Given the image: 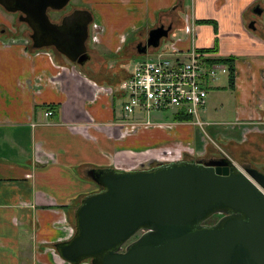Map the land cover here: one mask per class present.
<instances>
[{"label":"crops","instance_id":"crops-1","mask_svg":"<svg viewBox=\"0 0 264 264\" xmlns=\"http://www.w3.org/2000/svg\"><path fill=\"white\" fill-rule=\"evenodd\" d=\"M0 9L22 23L20 13ZM74 10L92 16L86 41L92 63L130 61L132 46L137 55L150 57L163 52L184 57L193 48L213 49L205 53L212 61L232 60V82L229 74L214 81L230 92L233 121L229 128L213 125L208 133L212 138L231 133L227 147L261 153L253 145L259 134L241 139L249 132L247 121L256 119L253 131L264 128V0H75L66 15ZM64 16L49 19L59 23ZM5 20L0 13V264H68L53 246L72 237L80 200L98 191L87 170L121 169L117 158L127 157L137 141L128 143L133 137L124 135L135 131L124 121L138 122L140 113L124 117L116 106L123 102L120 84L131 72L120 65L111 72L108 65L103 73L90 66L84 71L52 47L34 49L31 31L20 34ZM160 26L167 36L157 48L139 53L147 33ZM214 81L206 84L212 88ZM47 111L52 115L46 117Z\"/></svg>","mask_w":264,"mask_h":264},{"label":"water","instance_id":"water-1","mask_svg":"<svg viewBox=\"0 0 264 264\" xmlns=\"http://www.w3.org/2000/svg\"><path fill=\"white\" fill-rule=\"evenodd\" d=\"M70 0H0L31 34L32 47H52L70 63L89 60L91 14L74 10L59 23L48 11ZM168 29L148 33L139 53L157 48ZM100 189L73 214L74 233L54 244L69 264H264V173L221 157L156 167L87 170ZM220 216L215 223L208 221Z\"/></svg>","mask_w":264,"mask_h":264},{"label":"rangeland","instance_id":"rangeland-1","mask_svg":"<svg viewBox=\"0 0 264 264\" xmlns=\"http://www.w3.org/2000/svg\"><path fill=\"white\" fill-rule=\"evenodd\" d=\"M75 0H71L69 4L59 12H53L49 14V17L51 21H54L58 19L60 16H64L69 12L71 9L72 4L74 3ZM0 13L3 15V17L6 19V23H12V26H15L17 29L18 33H26L30 34V30L25 27L22 23H18L17 17L9 16L4 14L3 10L0 9ZM13 30V29H12ZM148 35V33H147ZM146 35V36H147ZM166 39H163L161 42L165 43ZM89 48H93L92 45L87 42ZM98 49V48H96ZM129 52L125 51V53H130L132 58L130 61H127L126 59H120L116 60L114 63H101V64H96L92 63V59L94 58L93 56L91 57L92 59H89V61L83 65L80 66L84 71H87L86 67H91V70L93 73H103L104 69L107 68L106 65L110 68V72L114 70V68H117V65H120L122 67H125L127 69V72H131L132 68L135 63L144 61L148 59L150 56L145 55H137L135 52V48L132 46L129 48ZM152 53V52H149ZM92 55V53H91ZM136 55V56H135ZM126 61V62H125ZM91 64V65H90ZM108 70V69H107ZM96 74V73H95ZM107 74L108 71H107ZM223 76V75H220ZM220 78V77H218ZM226 78L223 76L222 79ZM212 85V88L209 87L208 84L205 85V89L207 91V100H206V105L204 110H201L199 113V120L203 123L202 127L196 126L192 124V122L195 121V119H192V121L187 122L186 126H172L170 123L176 124V123H181L179 121H173V116H172V111H167V112H160V113H152L151 114V119L152 121L154 120H161L166 126H144L143 124L137 125L135 128V133L133 134H125L124 136L128 139L131 137L132 140L128 141V143L133 142L137 140L134 145L130 149H128V153H126L127 157H118L117 161L119 160V164L121 169L124 170H140V169H147V167L142 168V165H147L146 162H156V163H168L171 161H176V160H188L186 159L191 158V159H205L211 160L216 158L217 156H224V158H227L233 162L238 168H241L246 166V165H251V167H254L258 169L259 171L263 172L264 171V128H260L259 130L256 129V131H260L261 133H258L254 130L253 125H250L251 122H255V120L247 121L248 125H243V126H250L248 127L249 132L244 133L242 135L241 140H249L250 134L256 133L259 134L257 135L258 139H256V143L253 145H259V151L261 150V153L257 155H254L252 148L249 150L250 147L247 146H241V147H235L234 145L231 147L228 145V147L225 145L226 142H229V139L233 136L231 133L229 134H222V137H216L212 138L211 135L208 133V128L211 126H219L221 129H224V127L228 126L227 128L230 127V124L233 121V103L232 99L230 97V92L227 90L223 89L221 87V83L215 82ZM117 110L121 108V102L116 103ZM138 116L141 117L139 114ZM246 123V121L242 122ZM259 124L261 121L258 122ZM221 125V126H220ZM236 125H231V128ZM230 128V129H231ZM133 131V132H134ZM263 132V133H262ZM132 135V136H131ZM136 136V137H135ZM261 140V141H259ZM249 142V141H248ZM261 144V145H260ZM217 145L220 147L222 150L219 151L215 147ZM231 145V144H230ZM250 146V144H249ZM190 149L194 150L195 153L193 156H186V152L190 151ZM252 154V156H249V152ZM163 151H167L166 154H162ZM172 151V152H169ZM185 154H184V152ZM230 151V154L228 153ZM228 155L226 157L223 153ZM135 153V154H133ZM138 154V155H136ZM181 154V155H180ZM124 156V154H123ZM254 156H257L255 158ZM214 157V158H212ZM254 159H258V161L255 163ZM264 173V172H263ZM100 188L98 187V190ZM215 220L212 219L208 221V224H212ZM55 250V249H54ZM56 252V251H55ZM57 254V253H56ZM82 263H89V261H85ZM81 263V264H82ZM69 264V263H68ZM90 264V263H89Z\"/></svg>","mask_w":264,"mask_h":264},{"label":"built area","instance_id":"built-area-1","mask_svg":"<svg viewBox=\"0 0 264 264\" xmlns=\"http://www.w3.org/2000/svg\"><path fill=\"white\" fill-rule=\"evenodd\" d=\"M208 57V54L192 48L184 57L163 52L135 63L127 79L120 84L121 109L124 117L140 113L141 120L135 123L124 121L127 129L134 131L140 124L166 126L152 121L151 114L167 111H172V116L181 113L190 117L191 121L195 119L192 124L202 127L199 113L206 105L208 94L205 85L208 80L214 81L219 75L228 74L225 64L208 63ZM44 115L51 116L52 112L47 111ZM215 147L221 151L220 147ZM186 153L190 157L195 151L190 149Z\"/></svg>","mask_w":264,"mask_h":264},{"label":"trees","instance_id":"trees-1","mask_svg":"<svg viewBox=\"0 0 264 264\" xmlns=\"http://www.w3.org/2000/svg\"><path fill=\"white\" fill-rule=\"evenodd\" d=\"M201 52H203V53H210V52H213V49H206V50H202ZM231 61L232 60H230V59H227V60L217 59V60H213V61L212 60H209L207 62L208 63H213V62L214 63H224V64L228 65L229 82H232V79H233V66H232V62ZM173 121L190 122L191 121V118L188 117V116H184V115H182L180 113V114H177V115L173 116ZM219 217L220 216L213 217L212 219L215 220L213 223H215ZM212 219H210V220H212Z\"/></svg>","mask_w":264,"mask_h":264},{"label":"flooded vegetation","instance_id":"flooded-vegetation-1","mask_svg":"<svg viewBox=\"0 0 264 264\" xmlns=\"http://www.w3.org/2000/svg\"><path fill=\"white\" fill-rule=\"evenodd\" d=\"M162 154H166V153L163 151ZM221 157H223V156H217L216 158H214V157H212V158H214V159H218V158H221ZM150 161H151V160H149V162H146L147 165H142V164H141V167H142V168L147 167V169H150V168L156 167V166L158 165V163H156V162H154V161H153V162H150ZM188 161H196V162H197V161H203V162H204L205 159H203V158L200 159V158H199V159L196 160V159H191V158H189ZM207 161H208V160H207ZM252 168H254V167H252ZM255 169H256V168H255ZM257 170H258V169H257Z\"/></svg>","mask_w":264,"mask_h":264}]
</instances>
